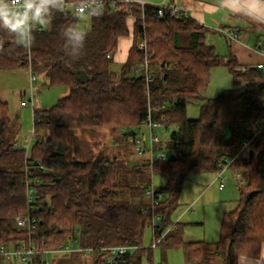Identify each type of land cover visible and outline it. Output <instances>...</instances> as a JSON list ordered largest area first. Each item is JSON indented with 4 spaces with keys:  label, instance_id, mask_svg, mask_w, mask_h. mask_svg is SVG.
Returning <instances> with one entry per match:
<instances>
[{
    "label": "trees",
    "instance_id": "16d2710c",
    "mask_svg": "<svg viewBox=\"0 0 264 264\" xmlns=\"http://www.w3.org/2000/svg\"><path fill=\"white\" fill-rule=\"evenodd\" d=\"M88 1L94 0H65L64 10L54 13L50 23L36 25L42 30H34L30 47L13 35L0 42V72L31 69L47 87L67 89L52 108L34 110L37 142L28 154L17 146L18 119L0 90V249L31 242L40 251L63 244L130 247L115 264H152L154 252L143 248V239L155 214L160 218L157 235H164L159 246L163 264L171 249H182L188 264H239L244 257L258 258L264 245V72L240 65L233 55L216 54L206 43V28L191 18H160L154 6L121 2L113 7L109 0H101L102 14L88 12L91 28L84 32V49L72 59L66 55L63 33L77 28L82 14L76 7ZM130 18L133 46L116 72L114 57L121 40L130 36ZM143 42L147 57L140 49ZM147 59L155 117L166 119V133L176 126L166 141L168 155L174 154L176 161L154 165L155 176L165 179L164 186L156 187L163 199L154 210L146 202L151 177L145 169L102 152L77 160L78 133L116 129L118 139L130 144L128 133L144 126L148 97L135 68ZM216 67L229 70L234 87L206 99L202 92ZM79 71L89 76L87 85L76 80ZM196 101L200 116L188 119V106ZM244 142H250L248 148ZM225 167L239 176L240 199L234 210L224 213L220 240L185 241V225L172 221L185 183L193 174H221ZM27 180L35 190L34 232L16 224L28 212ZM45 258L41 253L26 264H45ZM105 259L96 255L93 264H106ZM0 264H8L2 255Z\"/></svg>",
    "mask_w": 264,
    "mask_h": 264
},
{
    "label": "rangeland",
    "instance_id": "374dc122",
    "mask_svg": "<svg viewBox=\"0 0 264 264\" xmlns=\"http://www.w3.org/2000/svg\"><path fill=\"white\" fill-rule=\"evenodd\" d=\"M153 6L161 5L165 0H145ZM133 19H129V27H132ZM257 30L259 41H248L240 36V42L243 45H255L258 50L264 43V28ZM91 28L88 13L79 15L77 31L87 32ZM207 31L206 43L213 47L214 52L221 57L232 55L231 48L226 39L219 33H214L209 28ZM131 38V36H130ZM258 43V44H257ZM242 45V46H243ZM264 47V46H263ZM115 58V57H114ZM239 62V60H238ZM240 65L246 66L249 62L241 60ZM113 68L120 72L122 65L114 62ZM234 87L231 73L226 67L212 68L210 72L209 86L202 92V97L214 99L219 97L224 91ZM33 88V89H32ZM31 88L30 73L25 69L6 71L0 73V90L2 99L7 101L10 106L12 116H19L18 131L16 138L18 146L26 150L33 132V113L34 110H47L55 106L58 101L67 95L66 88L47 87L46 82L39 78L38 83ZM33 102V106L30 104ZM22 102H27L28 106L23 107ZM201 103L196 101L191 103L187 109L188 119H198L200 116ZM176 129L172 126L169 131H162L159 135L165 140H169L170 133ZM123 131V130H122ZM137 132V131H135ZM138 132L146 134V127H142ZM78 161H88L94 155L102 152L110 156H118L126 159L130 164H135L136 155L133 146L120 141L119 133L116 129H103L97 133H78ZM37 137L32 144L35 145ZM220 174L202 173L193 174L189 177L183 187L180 197V207L173 214L174 224H182L184 227V240L187 242L206 241L209 243L217 242L221 237V224L224 213L230 212L237 206L240 199L239 176L235 175L233 170ZM224 184V186H222ZM165 185V179L155 176L154 186L162 187ZM222 186V187H221ZM149 200H146V202ZM150 205V204H149ZM191 208V211L186 210ZM154 234L151 226L146 229L143 248H151ZM61 258V259H58ZM72 259V260H66ZM93 255H84L81 253H70L65 255L51 254L44 259L45 264H93ZM163 254L160 247L154 251V264H163ZM165 264H188L186 255L182 249H171L165 257ZM8 264H25L9 262Z\"/></svg>",
    "mask_w": 264,
    "mask_h": 264
},
{
    "label": "built area",
    "instance_id": "2783aa9c",
    "mask_svg": "<svg viewBox=\"0 0 264 264\" xmlns=\"http://www.w3.org/2000/svg\"><path fill=\"white\" fill-rule=\"evenodd\" d=\"M112 3V6L115 7L116 4L125 2V3H131V2H137L141 4L142 6L150 5L145 0H109ZM102 2V1H101ZM94 1H88L79 4L76 7V12L84 14L88 13L90 10L93 9ZM103 6V2H102ZM157 9L158 16L160 18H165L166 16L171 17H183L187 18L186 13L182 10L180 6L176 5H168L165 1L159 5L154 6ZM264 28V25H262ZM38 28L35 26V29ZM34 29V30H35ZM41 27L38 28V31H41ZM229 40L237 41L238 35L236 33H226L225 34ZM140 49L145 52V55L147 57V43L143 42L140 45ZM259 51L264 55V47H260ZM259 70H262L264 72V62L259 63L256 65ZM30 73V84L31 88L34 86V84L38 83L39 76L32 72L31 69L28 71ZM136 75L141 77V79L144 80L145 86H146V94L148 97V109H147V115L144 127L147 129V133L143 134L140 132L131 131L128 133V142L133 146L135 155H136V161L135 165L145 169L147 172H149L151 177V184L148 190L146 191V197L150 201V207L154 210L156 206L159 205L161 202L162 195L157 193L156 187L154 186V178H155V172H154V165L157 161H166L169 159L168 152L166 150V141L159 135V133L164 129L165 127V118H161V120L156 119L155 117V109L151 105L150 101V88L153 80V74L150 69V62L147 59L145 64L142 66H138L135 68ZM33 89V88H32ZM30 104L33 106L32 100H30ZM23 107L28 106L27 102L22 103ZM165 107V106H164ZM125 133L126 131L123 130ZM36 134L33 130L31 139L29 140L28 146L26 148V153L28 154L31 146L35 140ZM250 145V142H244L243 148H248ZM18 146V145H17ZM39 167L44 170V167L39 164ZM228 169V167H225L224 170ZM26 197H27V203H28V212L24 216H18L16 218V224L21 229H26L29 232H34L37 228V220L32 216V206L35 203V190L30 185V181L27 180V190H26ZM160 225V218L157 217L155 214L152 216V221L150 223V226L153 230L154 234V240L153 244L151 245V249L153 252L160 246L162 240L164 239V235H161L160 237L157 235V229ZM133 248L130 247H108V248H100V249H94V248H79L75 244H63L56 250H44L40 251L36 247V245L31 242L28 246H18L17 248H13L10 250L6 249H0V255L3 256L5 261L7 263L9 262H17V263H28L32 260V258L38 254L44 253L46 256L51 254H57V255H65L70 253H81L84 255H93V256H100L104 255L106 256L105 263L106 264H115V259L118 256H122L127 254L130 250ZM154 264V263H152Z\"/></svg>",
    "mask_w": 264,
    "mask_h": 264
},
{
    "label": "crops",
    "instance_id": "0c3cea01",
    "mask_svg": "<svg viewBox=\"0 0 264 264\" xmlns=\"http://www.w3.org/2000/svg\"><path fill=\"white\" fill-rule=\"evenodd\" d=\"M165 2L168 5L180 6L186 13L187 18H191L199 25L204 26L206 29L209 28L214 33L221 34V36H223L229 43V48H231L232 55L235 56L240 63L242 60L244 62H249V64H246V66H256L257 64L264 62V55L259 51L260 47L264 46V43L263 45H260L258 50H256L255 45L250 44L246 46L240 42V36L243 37V34L244 38L249 42H258L259 35H257V30L262 31V28L259 26V24L254 23L246 15L240 14L241 10L248 6L246 3H242L241 0H228V6L224 7L221 6L220 0H165ZM229 9L232 10L230 11ZM131 30L132 29L130 27L131 38L130 36L128 38H124L119 44L118 52L114 58V62L116 64L123 65L128 59L129 52L133 46ZM1 32L5 31L0 29L1 43L7 42V39L11 38L12 36L9 33L2 36ZM226 33H236L238 35V40H229L225 35ZM261 41L262 39L258 43ZM19 118L20 117L17 116L18 124L20 120ZM222 174L223 173L220 174L218 179L221 178ZM222 186H224V184H222ZM186 211H191V208H188ZM53 264L57 263L54 262ZM239 264H264V245L262 246L261 253L258 258L244 257L240 259Z\"/></svg>",
    "mask_w": 264,
    "mask_h": 264
},
{
    "label": "clouds",
    "instance_id": "9594fccd",
    "mask_svg": "<svg viewBox=\"0 0 264 264\" xmlns=\"http://www.w3.org/2000/svg\"><path fill=\"white\" fill-rule=\"evenodd\" d=\"M248 6L240 14L246 15L256 24L264 25V0H241ZM227 7L228 0H220ZM65 0H0V29L13 35L24 47L34 42L36 25L50 23L53 14L64 10ZM101 0H94L93 14L100 15ZM230 11L232 9H229ZM66 55L78 59L84 49L86 33L68 27L63 33Z\"/></svg>",
    "mask_w": 264,
    "mask_h": 264
},
{
    "label": "water",
    "instance_id": "95a60500",
    "mask_svg": "<svg viewBox=\"0 0 264 264\" xmlns=\"http://www.w3.org/2000/svg\"><path fill=\"white\" fill-rule=\"evenodd\" d=\"M139 79H141V77H139ZM76 80L84 85H87L89 83L90 78L85 72L79 71L76 73ZM250 154L252 156L253 151H251ZM176 159H177L176 156L174 154H171L168 159V162L173 163L176 161Z\"/></svg>",
    "mask_w": 264,
    "mask_h": 264
}]
</instances>
